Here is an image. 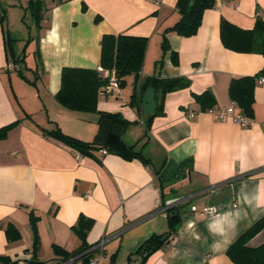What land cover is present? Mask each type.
<instances>
[{"label": "crops", "instance_id": "crops-1", "mask_svg": "<svg viewBox=\"0 0 264 264\" xmlns=\"http://www.w3.org/2000/svg\"><path fill=\"white\" fill-rule=\"evenodd\" d=\"M29 2L0 0L13 40L7 48L0 22V128L20 121L0 141V258L9 259L0 264H85L81 256L65 261L54 250L80 251L82 242L73 227L81 216L95 221L87 234L88 246L105 240L100 264H234L227 250L264 217V212L252 213L244 200L256 193L257 185L264 192V84L256 87L250 128L229 119L216 121L210 112L200 111L193 94L210 91L215 109H226L232 103L231 81L264 68L261 54L227 50L220 35L222 18L253 29L258 18L264 19V0H217L215 8L204 13L195 36L168 34L179 65L168 53L161 68L157 62L163 32L181 18L178 0H164L161 6L147 0H46L40 31L26 9ZM12 15L28 30L26 38L11 29ZM120 34L149 39L138 82L141 103L151 77H185L191 82L166 97L165 114L154 118L149 130V115L130 106L134 76L126 78L127 94L122 88L100 93L98 112L120 113L137 122L123 139L141 150L148 164L104 151L82 157L41 131L59 128L83 142L95 140L98 112L69 110L56 95L63 68L97 70L103 36ZM209 206L217 209L216 215L201 216ZM171 208L178 209L181 224L170 242L144 262L139 250L152 236L169 231ZM245 210L249 215L237 225L230 243L223 244L209 229L217 216ZM31 214L38 218V248ZM9 224L20 234L19 241H8ZM218 242L220 246L213 247ZM263 244L264 230L249 242L252 248Z\"/></svg>", "mask_w": 264, "mask_h": 264}, {"label": "trees", "instance_id": "trees-1", "mask_svg": "<svg viewBox=\"0 0 264 264\" xmlns=\"http://www.w3.org/2000/svg\"><path fill=\"white\" fill-rule=\"evenodd\" d=\"M216 0H178L177 10L181 16L180 20L172 27L166 29L162 35V57L157 62L159 68L163 67L165 56L170 53L174 65H179L178 52L172 50L168 40V34L190 38L195 36L203 22L204 13L216 6ZM32 14L38 31L47 13L46 0H30L27 8ZM99 21V19H97ZM0 22L5 28V42L7 48H12L13 40L6 28L7 16L0 6ZM220 35L223 46L230 51L244 54H261L264 57V19L258 18L251 30H244L233 25L222 18L220 24ZM149 39L146 37H134L124 34L104 35L101 40L100 66L105 70L114 72L120 87H125L126 78L134 76V89L130 100V106L142 112V103L138 82L143 70L145 56ZM10 51V50H9ZM23 79L26 77L20 73ZM264 77V68L254 76L236 78L229 86V96L232 102L238 105L244 116L253 119L255 91L258 80ZM109 79L104 78L94 69L63 68L61 75V88L56 95V100L65 108L86 113L98 112V99L104 86L108 85ZM191 85L188 78H161L154 76L144 84V90L152 86L155 90L157 103L156 113L148 116L146 129H150L154 118L165 114L164 103L166 97L174 92L187 89ZM195 102L199 105L201 112H210L215 109L216 99L212 92L206 91L202 94H193ZM99 114V131L93 142H83L76 138L65 135L59 128L53 131L41 129V131L72 150L78 152L82 157L90 156L94 151H104L106 154H115L126 160L140 159L148 164L147 158L136 146L125 143L123 136L125 132L136 125L137 122L127 121L120 113ZM30 118V116H27ZM20 123L0 128V141L7 139L9 133ZM169 231L166 234L154 235L148 239L140 248L139 253L144 257L148 256L170 242L171 237L176 233L177 227L181 224V216L176 208L168 211ZM31 227L35 238V248L40 245L36 218L31 214ZM95 221L91 218L81 216L73 227L74 232L82 242L80 251L69 253L58 246L54 247L57 254L62 255L65 261L81 256L88 264L94 255L93 246L87 244V234L93 228ZM264 230V217L257 221L251 228L244 232L227 250V256L234 264H264V244L252 248L249 242ZM8 241L20 240V234L12 226L6 228ZM0 260L9 263V259L1 257Z\"/></svg>", "mask_w": 264, "mask_h": 264}, {"label": "built area", "instance_id": "built-area-1", "mask_svg": "<svg viewBox=\"0 0 264 264\" xmlns=\"http://www.w3.org/2000/svg\"><path fill=\"white\" fill-rule=\"evenodd\" d=\"M147 1L157 6H161L164 3V0H147ZM97 71L101 74L102 77L109 79V83L108 85L103 87L102 93L103 94L112 93L114 91V86L118 85V80L115 76V73L105 70L101 66L98 67ZM257 84L258 85L264 84V78L263 77L260 78ZM210 113L218 122H222L229 119L234 124L240 126L241 128H250L253 125V119L244 116L235 102H232L231 105L226 109H222V110L213 109L210 111ZM194 211H196V208H194ZM216 213H217V209L213 206H209L204 208L200 212V215L203 217H211L216 215ZM104 244H105V240H102L99 244L93 246L92 249L94 251V255L90 259L88 264H100V261L103 257Z\"/></svg>", "mask_w": 264, "mask_h": 264}, {"label": "clouds", "instance_id": "clouds-1", "mask_svg": "<svg viewBox=\"0 0 264 264\" xmlns=\"http://www.w3.org/2000/svg\"><path fill=\"white\" fill-rule=\"evenodd\" d=\"M251 212L254 214H259L264 212V192H261L260 186L257 185V191L254 195L244 198ZM249 215L248 210H245L243 214L240 212L235 213H225L224 215L217 216V218L209 225L211 232L223 238L222 243L228 244L231 242V237H234L237 225L244 219H247ZM188 227L192 228L193 223L189 222ZM220 242L213 245V247H219Z\"/></svg>", "mask_w": 264, "mask_h": 264}, {"label": "water", "instance_id": "water-1", "mask_svg": "<svg viewBox=\"0 0 264 264\" xmlns=\"http://www.w3.org/2000/svg\"><path fill=\"white\" fill-rule=\"evenodd\" d=\"M155 90L149 86L142 97V111L145 115H154L156 113Z\"/></svg>", "mask_w": 264, "mask_h": 264}, {"label": "rangeland", "instance_id": "rangeland-1", "mask_svg": "<svg viewBox=\"0 0 264 264\" xmlns=\"http://www.w3.org/2000/svg\"><path fill=\"white\" fill-rule=\"evenodd\" d=\"M31 20H32L31 17H29V20H27L28 25L32 24ZM11 23H12L11 29L15 31V35H17V37H19L21 39L27 37L28 30L21 25L20 19L18 18V16L12 15ZM120 88H122V87H120L119 85L114 86V90L116 92L119 91ZM129 88H130V86H127V87L125 86L122 88V90L124 89V94H127ZM103 95H105V94H103Z\"/></svg>", "mask_w": 264, "mask_h": 264}]
</instances>
